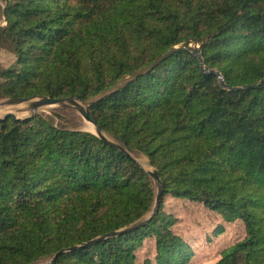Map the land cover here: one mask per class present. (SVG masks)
I'll list each match as a JSON object with an SVG mask.
<instances>
[{
  "label": "trees",
  "instance_id": "1",
  "mask_svg": "<svg viewBox=\"0 0 264 264\" xmlns=\"http://www.w3.org/2000/svg\"><path fill=\"white\" fill-rule=\"evenodd\" d=\"M0 15V99L85 98L184 43L86 106L128 153L55 112L0 119V264L60 249L48 264H190L167 195L243 228L210 264H264V81L241 87L264 77V0H0ZM132 152L162 181L153 213L155 185Z\"/></svg>",
  "mask_w": 264,
  "mask_h": 264
},
{
  "label": "rangeland",
  "instance_id": "2",
  "mask_svg": "<svg viewBox=\"0 0 264 264\" xmlns=\"http://www.w3.org/2000/svg\"><path fill=\"white\" fill-rule=\"evenodd\" d=\"M3 23V17L0 15V24ZM190 45H194V43H190ZM9 61L10 56L1 51L0 62L5 65ZM17 107H22V105ZM12 110V107L0 106V116ZM36 112L45 114L55 112L58 114V116H54L55 120L61 117L60 121L70 127L75 126L82 130L91 131L86 128L90 122L86 121L74 108L66 107V109H62L60 106L50 105L40 107ZM16 115L25 117L28 112L20 111ZM131 155L144 169H152L148 158L144 154L132 152ZM164 205L176 217L173 224L176 231L182 233L195 250L190 264H210L215 262L219 258L220 249L232 244L243 235L241 226L235 223H224L219 220L214 212L208 210L199 202L176 199L167 195L164 197ZM217 223H222V230L215 234L211 240H208L206 235L215 228ZM152 243V238L147 239L145 244L137 249V253L143 255L147 251H152Z\"/></svg>",
  "mask_w": 264,
  "mask_h": 264
},
{
  "label": "water",
  "instance_id": "3",
  "mask_svg": "<svg viewBox=\"0 0 264 264\" xmlns=\"http://www.w3.org/2000/svg\"><path fill=\"white\" fill-rule=\"evenodd\" d=\"M193 47V52L195 54H197V56L200 58L199 53H198V45H196L194 43V45H191ZM184 47V43H181L179 45H175L170 47L164 54L156 57L154 59V61L152 63H150V65L140 68L134 72H132L129 75L123 76L120 79H118L116 82H114L112 85L106 87L105 89H102L100 91H98L96 94L85 97V98H79L77 96H66V97H50V96H46V95H41V96H37V97H5L3 99H0V106H8V107H12L13 110L12 111H8L5 114H3L2 116H0V119H3L7 116H10L12 118H23V117H19L16 115L17 112L20 111H27L29 116H32L36 113V111L43 106H60V107H70V108H74L75 110L78 111V113L88 122H90L93 126H94V131H90L92 133H94L95 135H97L98 137H100L101 139H103L105 142L117 147L120 150H123L125 152H129L128 150H126L125 148H123L120 144L116 143L114 140L110 139L109 137H107L102 130L98 127V125H96V123L91 120L88 117V114L86 112V106L89 104H92L96 101H98L99 99H101L102 97L106 96L107 94L111 93L112 91L117 90L119 87H121L122 85H124L127 81H129L130 79L134 78L136 75L140 74L141 72H143L144 70H146L147 68H149L150 66H152L154 63L158 62L160 59L166 57L167 55H169L171 52H173L174 50L180 49ZM201 67L204 69H207L205 66L201 65ZM210 71L214 72L215 74H217L219 80H220V84L222 86H226V84L223 81V77L222 75L216 71V70H211ZM262 81H264V77H262L261 79H259L257 82L251 83V84H247V85H243L241 87H254L257 86L259 83H261ZM234 88H238V87H234ZM19 105H22V107H17ZM26 117V116H25ZM145 171L148 173V175L152 178L153 183L155 185L156 188V193H155V198H154V204L152 206V210L151 213H153L160 202V198H161V193H162V181L160 179V177L157 174V171L152 167L151 170H146ZM145 218H140L132 223H130L129 225L123 227L120 230L117 231H112L110 233H107L105 236H115L118 235L120 233H123L129 229H133L136 228L140 225H142L144 223ZM98 238H94L91 239L89 241H87L86 244H92L94 243ZM68 249V248H67ZM65 249H60L59 251L55 252L53 254V256L45 263L43 264H48L49 262H51V260H53L57 255H59L61 252H63Z\"/></svg>",
  "mask_w": 264,
  "mask_h": 264
},
{
  "label": "bare ground",
  "instance_id": "4",
  "mask_svg": "<svg viewBox=\"0 0 264 264\" xmlns=\"http://www.w3.org/2000/svg\"><path fill=\"white\" fill-rule=\"evenodd\" d=\"M86 128H87L88 130L93 131V125H92L91 123H89V124L86 126Z\"/></svg>",
  "mask_w": 264,
  "mask_h": 264
}]
</instances>
